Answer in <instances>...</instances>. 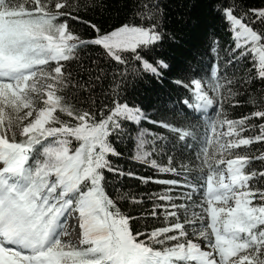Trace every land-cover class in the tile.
<instances>
[{
	"label": "snow or ice",
	"instance_id": "6c2138e0",
	"mask_svg": "<svg viewBox=\"0 0 264 264\" xmlns=\"http://www.w3.org/2000/svg\"><path fill=\"white\" fill-rule=\"evenodd\" d=\"M28 3L30 8H25L21 0H0V164L3 165L0 167V264H264L261 259L264 257V192L248 188V181L256 173L245 174L244 169L249 163L247 156L237 155L233 159L216 161L226 165L221 170L214 167L203 150L201 152L203 163L208 167L204 181L207 206L202 208L210 223L201 227L198 235L207 241L212 251H203L190 240L181 243L187 233L184 224L179 222L153 230L145 241L140 239L143 233L133 234L129 226L131 217L120 215L118 210H109L114 205L102 187L103 171H117L106 155L119 154L107 142V137L120 129L121 116L136 119L138 113L126 104H116L114 110L99 121L84 112L75 116L79 122L76 126H48L56 120L54 113L61 104L55 87L63 76L61 61L70 59L72 50L77 47V44L68 42L79 40L69 31L67 20L79 18L61 11L70 6L69 0H57L54 13L46 11L47 4L42 0H28ZM251 14L264 22V8L253 9ZM225 15L234 25L236 38L243 41L236 44L237 49H245L251 44L249 51L258 54V75L264 78V43H261L264 33L254 31L244 23V17L238 18L232 9L225 10ZM60 19L64 22L57 23ZM90 27L100 33L95 24ZM161 38L155 24L148 28L125 24L79 43L102 46L116 61L124 63L116 50L135 53L138 47L155 44ZM137 59L142 58L137 56ZM50 61L56 66L45 76L43 68ZM144 67L159 76L160 70L168 66L163 61L156 66L144 61ZM38 72L52 83L45 86V106L22 128L20 135L25 139L17 142L16 133L9 136L5 131V125L12 124L10 119L6 120L5 109L31 108L30 93L38 89L35 80ZM215 74L214 70L212 75ZM181 86H190L193 90V102L183 101L188 108L204 110L219 104L203 91L199 80ZM61 111L66 109L61 107ZM67 114L73 116L72 111ZM32 115V111L26 113V117ZM253 115L264 119V111ZM223 123L227 124L228 131L221 135L235 136L236 139L230 140L226 146L218 145L222 149L239 148L254 140L264 141V133L255 138H242L243 128L236 131V122ZM243 123V120L239 122L240 125ZM161 126L169 128L168 124ZM217 126L222 125H214L213 134ZM171 130L181 140L191 135L177 128ZM60 136L65 139H48ZM67 137L82 142L74 154H69ZM41 139L46 146L42 145V153L33 159L35 146L41 144ZM148 156L149 153L145 152L137 159ZM151 163L155 165L156 162L152 160ZM224 171L228 173V182H225ZM127 175L133 176L132 173ZM260 175L264 176V172ZM134 178L143 183L152 182L151 178ZM257 196L260 206L253 204ZM159 199L170 200L171 197L164 195ZM229 200H234V206H228ZM218 202L224 206H218ZM73 211H78L82 221L83 239L80 243L86 245L83 248L61 240V236L67 235L62 218L66 220V214ZM167 215L175 217L176 212L168 211ZM172 232L177 234L168 235ZM169 241L176 243L161 248L153 246V242L164 246Z\"/></svg>",
	"mask_w": 264,
	"mask_h": 264
},
{
	"label": "trees",
	"instance_id": "16d2710c",
	"mask_svg": "<svg viewBox=\"0 0 264 264\" xmlns=\"http://www.w3.org/2000/svg\"><path fill=\"white\" fill-rule=\"evenodd\" d=\"M21 2L25 8L31 7L28 0ZM56 2L42 0L47 6ZM69 5L61 11L79 18L67 20L69 31L79 40L68 42L77 47L72 50L71 58L62 62L63 76L55 85L61 104L51 127L76 126L79 122L75 116L84 112L99 121L109 115L116 104L128 105L138 113L137 118L121 116L120 129L107 137V142L119 154L106 155L117 171H103L102 187L114 205L109 210H118L120 215L131 217L129 226L133 234L143 233L140 239L145 241L153 230L179 222L184 224L187 233L180 242L190 240L201 245L205 240L198 233L201 227L210 223L202 208L207 206L204 181L208 167L203 163L201 152L203 150L211 159L214 167L220 168V164L215 163L220 159V150L211 135L212 127L218 125V115L213 114L206 120L194 116L182 103L184 98H192V88L181 84L190 85L195 78L212 81L210 71L217 62L218 81L225 91H230L223 96L222 116L227 121H245V131L252 138L261 135L259 127L264 125V119L253 114L264 111V78L258 75V66L249 46L237 49L236 44L242 41L236 38L225 10L232 9L233 14L238 18L243 16L244 23L254 31L264 33V22L251 14L253 9L264 6V0H69ZM51 8L50 12L57 11ZM62 22L63 19L57 21ZM91 24H95L101 33L125 24L145 28L155 24L162 38L155 44L138 47L135 53L117 52L124 61L121 63L102 46L79 43L97 35ZM137 56L142 59L138 60ZM144 61L153 66L163 61L168 67L155 76L144 67ZM44 106L40 102L38 107ZM61 107L66 111H61ZM67 111H72L73 116H68ZM7 113L6 120L10 119L12 124L5 125L6 133L9 136L16 133V141H23L25 137L20 132L24 124L15 123L11 113ZM162 124H168L169 128ZM172 128L191 135L181 140ZM139 129L145 132L141 136ZM67 139L68 147L74 153L82 142L73 137ZM139 144L142 150H139ZM42 145H46L43 139L35 146L33 159L42 153ZM145 152L149 156L138 160L137 156ZM231 154L247 156L249 172H264V141L256 140L250 148H234ZM163 168L175 171H160ZM134 177L151 178L152 182L143 183ZM169 181L176 183H167ZM252 191L264 192V176L252 178ZM164 195L171 199L161 201L159 197ZM260 204L257 196L255 206ZM172 205L176 207L172 208ZM218 206L224 205L219 202ZM168 211H175L176 216L167 215ZM174 243L169 241L159 246L153 242V246L161 248ZM83 247L86 245L80 248Z\"/></svg>",
	"mask_w": 264,
	"mask_h": 264
},
{
	"label": "rangeland",
	"instance_id": "374dc122",
	"mask_svg": "<svg viewBox=\"0 0 264 264\" xmlns=\"http://www.w3.org/2000/svg\"><path fill=\"white\" fill-rule=\"evenodd\" d=\"M51 7L54 8V5L47 6L46 10L50 12V10H52ZM262 8H264V6L261 7V8H257V10L258 9H262ZM229 23L234 28V25L231 23V21H229ZM130 26H135V25H130ZM119 27H121V26H119ZM119 27H116L115 29H117ZM115 29H113V30H115ZM113 30H111V31H113ZM111 31L104 32V33H109ZM99 34H103V33H101V32L100 33H97V35H99ZM96 36H94L93 39ZM240 41H242V40H240ZM242 43H243V41H242ZM247 46H249V48H251V44H249ZM119 51L120 50H116V52H119ZM251 54H252L253 59L256 61L257 66H258V54L255 53V52H251ZM55 66H56L55 62H51L50 61L49 64L46 65V67L43 68V71L45 73V76L47 75V73H50L52 71V69H54ZM35 80H36V83L38 85V89L36 91H33V92L30 93V96H31V105H32L31 108L30 109L22 108V109H20L18 111H11V110H9V109L6 108L5 109L6 118L8 116V113L7 112H10L11 115H12V118L15 121V123L21 122L22 124H24V126H26L29 122H31V121H33L35 119L36 114L40 110L39 109L40 107H38L40 105V102H44V100L47 99V96H46L47 88L45 86L52 83V81L50 79H47L45 77H42L39 72L37 73V76L35 77ZM207 90L209 91L208 94L211 95V97L214 100L215 99L216 100H219V102L221 104V108H222L223 107V103H224V97H225V95L227 93L229 94L230 91L228 89H227V91H225V89L223 88V85L221 84V82L219 84V83H216L215 81H213V83H212V81L210 82V85H209V87H208ZM28 111H32L33 112V115L31 117H26V113ZM54 116H55V113H54ZM52 123L53 122H50V124L48 126H51ZM18 126L20 127V125H18ZM24 126H22V128ZM259 131H260L261 134L264 132V125H262V126L259 127ZM144 133L145 132H144L143 129H141V130L139 129V131H138L139 136L143 135ZM250 138H252V137L250 136ZM60 139H62V138H60ZM56 140H58V139H56ZM254 141H256V140H254ZM252 145H253V143L250 145V147ZM67 147H68V145H67ZM139 150H142V145H141V149H140V144H139ZM69 152H70V150H69ZM141 155L142 154H140L138 156H141ZM258 171L259 170H253V173H257ZM76 212L77 211H73L72 213H76ZM66 233H67V235L61 236L64 239V241H62L63 243H69V242H71V244L73 243V244H75L78 247L81 245V243H80L81 237H80L79 233L73 232L74 234H72L70 232V230L69 231L67 230ZM201 246H202L203 249H205L207 251H212V248L209 246V244L207 242H203V244Z\"/></svg>",
	"mask_w": 264,
	"mask_h": 264
},
{
	"label": "bare ground",
	"instance_id": "6f19581e",
	"mask_svg": "<svg viewBox=\"0 0 264 264\" xmlns=\"http://www.w3.org/2000/svg\"><path fill=\"white\" fill-rule=\"evenodd\" d=\"M197 79H199V78H197Z\"/></svg>",
	"mask_w": 264,
	"mask_h": 264
}]
</instances>
